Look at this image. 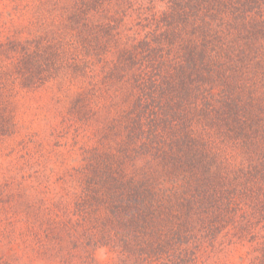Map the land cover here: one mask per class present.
<instances>
[{"label": "trees", "instance_id": "16d2710c", "mask_svg": "<svg viewBox=\"0 0 264 264\" xmlns=\"http://www.w3.org/2000/svg\"><path fill=\"white\" fill-rule=\"evenodd\" d=\"M19 136L0 229L38 264H264V0H0Z\"/></svg>", "mask_w": 264, "mask_h": 264}, {"label": "rangeland", "instance_id": "374dc122", "mask_svg": "<svg viewBox=\"0 0 264 264\" xmlns=\"http://www.w3.org/2000/svg\"><path fill=\"white\" fill-rule=\"evenodd\" d=\"M31 97L30 103L33 104L31 109L35 110V106L37 105V99L39 98V94H31L28 99ZM28 99L26 103L28 104ZM20 140L19 138L15 137L13 140L5 138L3 141L0 140V188L2 189L9 181H13L16 178L20 180V175L22 172L19 168H16V164H21L22 159L20 157V153L14 150L12 147H15L16 143ZM61 150H64L63 148ZM11 151V153H10ZM70 156H75L74 152H69ZM69 163V162H68ZM55 177L53 178V181ZM29 183V180H27ZM31 182V181H30ZM12 188L14 190L19 189L17 185ZM26 196L17 198V202L19 200H25ZM0 239H3L0 242V255H4L5 260H10L14 256H23L21 257V264H38L36 254L33 250H27L31 247L26 246L25 238L23 236L26 235V232L23 229L13 231L11 237H8L11 233L10 230L6 227H2L0 229ZM10 238H13V241L10 242ZM26 254V255H25ZM32 254V255H30ZM98 258L100 260L108 261L113 255L108 252V250L102 248L97 251ZM234 261H239L238 255L233 256Z\"/></svg>", "mask_w": 264, "mask_h": 264}]
</instances>
